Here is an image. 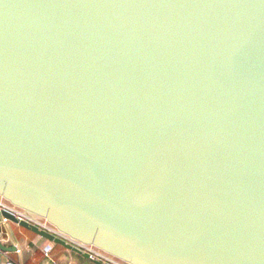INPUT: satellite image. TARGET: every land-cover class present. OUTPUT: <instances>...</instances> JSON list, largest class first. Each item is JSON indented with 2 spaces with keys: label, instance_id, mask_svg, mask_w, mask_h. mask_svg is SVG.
<instances>
[{
  "label": "water",
  "instance_id": "water-1",
  "mask_svg": "<svg viewBox=\"0 0 264 264\" xmlns=\"http://www.w3.org/2000/svg\"><path fill=\"white\" fill-rule=\"evenodd\" d=\"M0 198L126 264H264V0H0Z\"/></svg>",
  "mask_w": 264,
  "mask_h": 264
},
{
  "label": "crops",
  "instance_id": "crops-1",
  "mask_svg": "<svg viewBox=\"0 0 264 264\" xmlns=\"http://www.w3.org/2000/svg\"><path fill=\"white\" fill-rule=\"evenodd\" d=\"M0 264H96L66 247L52 243L0 216ZM51 246L49 256L43 250ZM11 248V249H7Z\"/></svg>",
  "mask_w": 264,
  "mask_h": 264
},
{
  "label": "built area",
  "instance_id": "built-area-1",
  "mask_svg": "<svg viewBox=\"0 0 264 264\" xmlns=\"http://www.w3.org/2000/svg\"><path fill=\"white\" fill-rule=\"evenodd\" d=\"M2 212H7L11 215H13L18 221H25L28 224L36 226L39 230H43L45 232H48L49 234L53 235L54 237H57L61 240H63L66 244H69L70 246L79 249L81 252L88 254L89 258L91 260L99 261L103 264H126L111 255H108L104 253L103 251L91 246L84 244L82 242H79L77 240H74L59 231H57L53 226L48 224L46 221L43 220H36L27 214L23 213L19 208L13 206L9 202L3 200L0 198V216ZM2 220L6 221L7 219L2 216ZM52 247L46 246L44 248L43 252L45 256H49L51 252ZM55 264V263H52Z\"/></svg>",
  "mask_w": 264,
  "mask_h": 264
}]
</instances>
